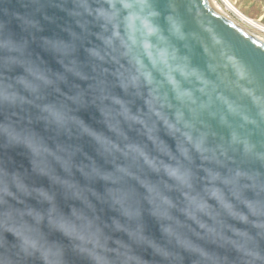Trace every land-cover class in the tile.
<instances>
[{
    "label": "water",
    "instance_id": "obj_1",
    "mask_svg": "<svg viewBox=\"0 0 264 264\" xmlns=\"http://www.w3.org/2000/svg\"><path fill=\"white\" fill-rule=\"evenodd\" d=\"M0 264H264V42L209 0H0Z\"/></svg>",
    "mask_w": 264,
    "mask_h": 264
},
{
    "label": "rangeland",
    "instance_id": "obj_2",
    "mask_svg": "<svg viewBox=\"0 0 264 264\" xmlns=\"http://www.w3.org/2000/svg\"><path fill=\"white\" fill-rule=\"evenodd\" d=\"M229 3L247 19L264 27V0H228ZM246 26V25H245ZM249 32L264 42V33L249 26Z\"/></svg>",
    "mask_w": 264,
    "mask_h": 264
},
{
    "label": "bare ground",
    "instance_id": "obj_3",
    "mask_svg": "<svg viewBox=\"0 0 264 264\" xmlns=\"http://www.w3.org/2000/svg\"><path fill=\"white\" fill-rule=\"evenodd\" d=\"M209 1L212 4V6L214 7L215 10H217L219 13L223 14L224 16H226L227 18L232 20L234 23H236L238 26L242 27L248 33H250V32H249L248 28H246V26H249V27L261 32V33H264V27L263 26H261V25L255 23V22L247 19L240 12H238L229 3L228 0H209ZM251 35H253V34H251Z\"/></svg>",
    "mask_w": 264,
    "mask_h": 264
}]
</instances>
